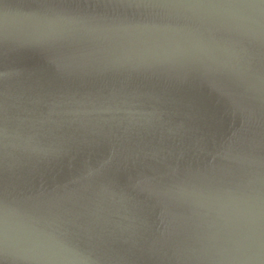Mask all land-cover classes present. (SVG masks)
Instances as JSON below:
<instances>
[{
    "label": "water",
    "instance_id": "95a60500",
    "mask_svg": "<svg viewBox=\"0 0 264 264\" xmlns=\"http://www.w3.org/2000/svg\"><path fill=\"white\" fill-rule=\"evenodd\" d=\"M241 3L264 10L0 0V220L73 264H264V16L216 14ZM44 15L66 23L41 37ZM136 25L174 31L182 50L120 55L112 30ZM0 264L67 262L0 237Z\"/></svg>",
    "mask_w": 264,
    "mask_h": 264
},
{
    "label": "clouds",
    "instance_id": "9594fccd",
    "mask_svg": "<svg viewBox=\"0 0 264 264\" xmlns=\"http://www.w3.org/2000/svg\"><path fill=\"white\" fill-rule=\"evenodd\" d=\"M264 3V0H261ZM217 15H225L235 21L238 27L247 23H257L253 17L264 16V10L258 9L255 4H228L219 6ZM65 20L59 15L36 18L35 27L41 37H48L65 25ZM8 21H5L7 26ZM114 38L122 41L120 55L126 58H145L155 56L175 55L182 50L181 40L176 38V33L167 28H157L149 25H136L112 30ZM195 50L204 51L206 45L198 40L184 41ZM0 237L5 244L12 243L21 253L29 254L40 247H48L53 255L65 260L67 264H73L74 257L62 249H58L50 238L45 242L22 220L13 221L8 213L0 220Z\"/></svg>",
    "mask_w": 264,
    "mask_h": 264
}]
</instances>
